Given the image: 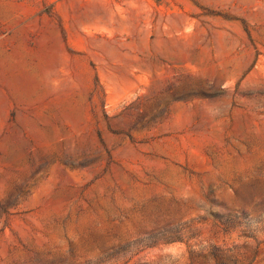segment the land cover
<instances>
[{
	"label": "rangeland",
	"instance_id": "1",
	"mask_svg": "<svg viewBox=\"0 0 264 264\" xmlns=\"http://www.w3.org/2000/svg\"><path fill=\"white\" fill-rule=\"evenodd\" d=\"M0 264H264V0H0Z\"/></svg>",
	"mask_w": 264,
	"mask_h": 264
}]
</instances>
